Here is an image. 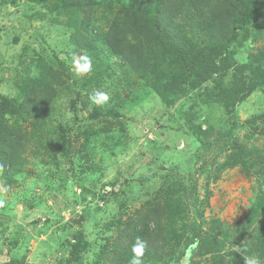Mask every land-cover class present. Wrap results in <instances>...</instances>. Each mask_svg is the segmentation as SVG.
I'll list each match as a JSON object with an SVG mask.
<instances>
[{
  "label": "rangeland",
  "instance_id": "rangeland-1",
  "mask_svg": "<svg viewBox=\"0 0 264 264\" xmlns=\"http://www.w3.org/2000/svg\"><path fill=\"white\" fill-rule=\"evenodd\" d=\"M5 1L0 8L1 95L16 93L9 88L13 69L8 70L24 47L54 51L63 61L59 68L78 81L87 75L76 68L83 55L69 43L72 31L62 26L48 29L55 17L48 11L54 6L52 0ZM108 1L98 0L101 4ZM94 16L105 25L106 14L97 9ZM70 17L61 14L58 22L64 25ZM263 46L260 40L248 44L245 55L256 54ZM140 89L138 82L123 90L120 98L132 92L131 105L122 104L119 122L98 123L100 129H110L111 139L104 141L103 151L98 146L85 149L84 139L74 141L75 148L91 154L81 156V151L76 157H84L83 165L96 168L97 173L82 176L74 169L76 176L61 181L60 175L45 185L35 177L9 188L0 182V262L14 258L23 259L24 264H64L69 257L66 240H70L88 243L84 264H111L133 228L148 219L159 230L148 239L150 254L140 258L142 264H178L182 252L185 264H245L250 257L264 264L260 246L264 206H258L260 195L264 197V158L259 157H264V135L253 132L247 123L264 112V95L253 93L223 113L220 107L208 108L198 90L169 109L154 94L146 91L143 95ZM43 96L39 91L36 101L42 104ZM64 103L66 98L61 96L56 104L61 108ZM190 122L200 124L206 133L202 142L190 132ZM23 128L26 135L29 130L26 125ZM231 131L239 146L249 151L247 156L233 148ZM120 137L126 148L122 153H108V145L120 144ZM201 159L205 160L203 169ZM227 163L232 167L219 170ZM166 178L177 190L171 199L161 191ZM189 179L198 183L195 205ZM78 232L81 239H76ZM195 232L201 234L197 239ZM224 232H228L227 239Z\"/></svg>",
  "mask_w": 264,
  "mask_h": 264
},
{
  "label": "trees",
  "instance_id": "trees-1",
  "mask_svg": "<svg viewBox=\"0 0 264 264\" xmlns=\"http://www.w3.org/2000/svg\"><path fill=\"white\" fill-rule=\"evenodd\" d=\"M46 1L50 0H42ZM52 1L54 6L48 11L55 17L48 23L49 31L54 26L71 30L70 45L91 61L92 71L78 81L59 68L64 66L63 61L54 51L24 47L18 55L8 70L13 69L8 77L13 80L9 88L16 93L0 94V182L6 188L32 177L44 185L60 175V180L65 181L77 175L74 169L82 176L97 173L96 168L83 165L84 157L76 156L81 151V156L91 155L85 149L96 146L104 150V141L111 139L110 129H100L98 123L120 121L122 104L131 105L132 92L120 96L138 82L143 95H147L146 91L154 94L169 109L194 90H198L200 98L204 97L208 108L220 107L223 113L253 93L264 95V46L256 54L245 55L248 44L264 42V0H109L102 4L98 0ZM7 3L0 0V8ZM97 9L106 14L105 25L97 23ZM64 13L73 16L66 26L58 22ZM41 90L42 104L36 101ZM99 93L111 95L109 103L96 106L90 97ZM61 96L66 103L60 108L56 103ZM63 107L66 111L62 112ZM247 123L253 132L264 135V112ZM25 125L29 130L26 135L22 134ZM189 126L202 142L206 133L201 125L190 122ZM229 138L238 154L248 155L232 131ZM77 139H84L85 149L75 148ZM125 142L120 137V144H109L108 153H122ZM201 146L208 149L207 145ZM259 157L264 158L261 154ZM201 160L203 169L205 160ZM225 167L231 168L232 164H224L219 170ZM190 181L189 190L194 195L191 204L195 205L198 183L195 179ZM162 185L166 188L161 191L170 199L177 194L167 178ZM82 191L89 193L84 187ZM261 205L264 206L262 195L258 206ZM143 224L145 229H140ZM152 225L145 219L133 228L111 264L131 262L132 249L140 242L144 245L143 256L149 255L152 242L148 239L159 230L157 223ZM227 233L224 232V239L229 237ZM217 234L214 232L215 237ZM77 235L76 239H81V233ZM200 235L195 232L194 239ZM66 241L69 257L64 264H84L88 243ZM260 246L263 250L264 237L260 238ZM184 257L182 252L178 264H185ZM0 264L24 263L23 259L9 258Z\"/></svg>",
  "mask_w": 264,
  "mask_h": 264
},
{
  "label": "clouds",
  "instance_id": "clouds-1",
  "mask_svg": "<svg viewBox=\"0 0 264 264\" xmlns=\"http://www.w3.org/2000/svg\"><path fill=\"white\" fill-rule=\"evenodd\" d=\"M80 60L76 61V68L78 72H88L91 69V61L87 57H82ZM90 99L94 103H104L109 100V96L107 93H99L95 96L90 97ZM0 207H3V201H0ZM195 247V245H193ZM134 256L131 260V264H142V260L140 259L144 253V245L143 242L138 243L132 249ZM245 264H260L259 260L256 258H247L245 260Z\"/></svg>",
  "mask_w": 264,
  "mask_h": 264
}]
</instances>
